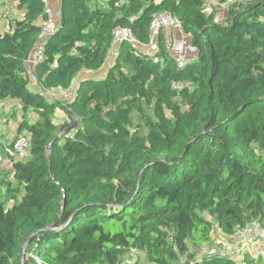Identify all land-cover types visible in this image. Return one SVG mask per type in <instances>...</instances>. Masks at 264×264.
Wrapping results in <instances>:
<instances>
[{
	"label": "trees",
	"instance_id": "trees-1",
	"mask_svg": "<svg viewBox=\"0 0 264 264\" xmlns=\"http://www.w3.org/2000/svg\"><path fill=\"white\" fill-rule=\"evenodd\" d=\"M206 1L59 0L58 29L32 65L46 3L17 0L22 16L0 31V101L20 102L30 156L12 161L18 202L6 207L0 194V264H122L131 251L152 264H239L198 254L217 229L264 227V75L252 70L264 55V0L218 21ZM158 12L190 36L196 51L183 65L161 34L154 52L140 47ZM115 26L138 44L119 42L104 74L73 86L105 67ZM58 88L72 97L48 96ZM148 104L155 118L132 131Z\"/></svg>",
	"mask_w": 264,
	"mask_h": 264
},
{
	"label": "built area",
	"instance_id": "built-area-1",
	"mask_svg": "<svg viewBox=\"0 0 264 264\" xmlns=\"http://www.w3.org/2000/svg\"><path fill=\"white\" fill-rule=\"evenodd\" d=\"M245 0H225L221 2L224 10L228 9L234 4L241 3ZM205 11H209L207 6ZM211 12V11H210ZM216 21L219 18H215ZM38 24L40 26V32L38 35V41L35 44L29 64L35 65L37 62L42 61L45 58L44 46L46 40L58 29V25L55 22V17L52 10L46 5L45 12L38 17ZM150 42L149 47L152 49L157 48L158 35L164 29H177L181 32L180 39L173 41L170 44L172 55L179 65H183L189 60L192 52L196 49L190 42H187L185 34L182 31L180 22L176 16L169 12H158L155 14L150 23ZM112 36L114 42L129 41L135 45L138 44L133 29L129 26H115L112 29ZM31 79L34 76L30 69L27 70ZM62 97L70 99L72 97V90L59 88ZM6 155L12 157L15 161H20L30 156V135L28 133L19 134L11 143L4 147ZM0 154V160L2 159ZM213 244L207 247H203L202 251L198 254L200 256H218L227 258L233 262L243 264L247 258H259L264 257V227L257 222H250L246 225H238L236 231L233 234H225L221 230H216L212 234ZM201 254V255H200Z\"/></svg>",
	"mask_w": 264,
	"mask_h": 264
},
{
	"label": "rangeland",
	"instance_id": "rangeland-1",
	"mask_svg": "<svg viewBox=\"0 0 264 264\" xmlns=\"http://www.w3.org/2000/svg\"><path fill=\"white\" fill-rule=\"evenodd\" d=\"M107 0H88V4L92 7L104 6ZM12 28L11 24H7L5 30L9 31ZM114 51L111 50L109 60L107 61L105 67L96 73H91L87 71H83L80 73L76 80L81 77H87L91 75H100L102 72H105L106 66L113 59ZM252 70L254 72H258L264 75V55L257 58L252 66ZM75 80V81H76ZM32 86V84L30 83ZM48 96L59 99L62 97V93L60 89L56 90H48ZM14 100H5L0 101V146L4 145L7 141L8 128L14 127V124L19 119L22 120L23 114L15 111L16 105L13 103ZM19 109V108H17ZM20 112L21 109L19 110ZM164 114L167 116H172L175 112L171 109H164ZM35 114L33 112H29L27 114V119L31 122L35 119ZM54 121L60 122L64 118V112L61 109H57L54 114ZM155 118L153 106L148 104L145 105L140 111L134 112L131 115V122L129 124L130 129L133 130H143L146 120H153ZM3 162H0V164ZM0 194L1 198L4 201L6 207H10L13 203L18 202L22 195V190L18 182L14 179L12 171L8 169V167H0ZM123 264H152L149 262L144 252L140 251H131L129 252L122 260Z\"/></svg>",
	"mask_w": 264,
	"mask_h": 264
},
{
	"label": "crops",
	"instance_id": "crops-1",
	"mask_svg": "<svg viewBox=\"0 0 264 264\" xmlns=\"http://www.w3.org/2000/svg\"><path fill=\"white\" fill-rule=\"evenodd\" d=\"M45 3L52 10L54 17H55V22L57 24H59L60 23V3H59V0H45ZM16 4H17V0H0V31H7V29L5 30V27L7 26V24L10 23L12 26L13 22L22 16V11L17 9ZM206 6L209 10L208 11L209 13H210V11L211 12L213 11V12H215L216 18H219L220 20H225V18L227 16V11L224 10L221 3L215 2L214 0H207ZM160 34L164 37L165 41L168 44L172 43L175 40L180 39V37L182 36L181 32L177 29H164L161 31ZM184 34H185L186 40L188 41L190 39L189 38L190 36L186 33H184ZM118 44L119 43L114 42V45L112 48V50L114 52L116 51ZM140 47H142L143 49H145L148 52H154L155 51V49H152L151 47H149L148 44L140 45ZM193 53L194 52H192L191 55H193ZM87 72H89V71H87ZM94 73H96V72H94ZM102 74H104V72H102L100 75H102ZM79 79L80 78H78L75 81V84L73 86L76 85V82H78ZM52 90H56V89H52ZM6 100H9V99H6ZM11 100H13V99H11ZM3 101H5V100H3ZM13 103L16 105L15 111H18V113H23V112L19 111L20 109L22 111V107H21L20 102L17 100H14ZM17 108H19V109H17ZM20 121H21V119H19L18 121L15 122L14 127L8 128V132H9V134H7L8 135L7 136L8 141L4 145L0 146V154L2 155L1 156L2 159L0 160V162H3L0 164V167H6L7 166L8 169L11 171H12V161L14 159L5 154L4 147L7 144L11 143L19 135V133L17 132V128H18Z\"/></svg>",
	"mask_w": 264,
	"mask_h": 264
},
{
	"label": "water",
	"instance_id": "water-1",
	"mask_svg": "<svg viewBox=\"0 0 264 264\" xmlns=\"http://www.w3.org/2000/svg\"><path fill=\"white\" fill-rule=\"evenodd\" d=\"M63 24H62V22H61V26H62Z\"/></svg>",
	"mask_w": 264,
	"mask_h": 264
}]
</instances>
